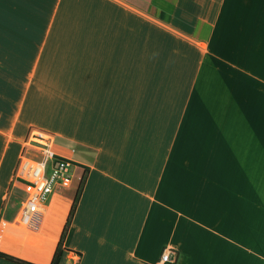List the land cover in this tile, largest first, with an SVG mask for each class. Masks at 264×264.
Listing matches in <instances>:
<instances>
[{
  "label": "crops",
  "instance_id": "1",
  "mask_svg": "<svg viewBox=\"0 0 264 264\" xmlns=\"http://www.w3.org/2000/svg\"><path fill=\"white\" fill-rule=\"evenodd\" d=\"M41 139L85 175L57 264H264V0H0V253L50 264L75 194L1 208Z\"/></svg>",
  "mask_w": 264,
  "mask_h": 264
},
{
  "label": "built area",
  "instance_id": "2",
  "mask_svg": "<svg viewBox=\"0 0 264 264\" xmlns=\"http://www.w3.org/2000/svg\"><path fill=\"white\" fill-rule=\"evenodd\" d=\"M46 141L40 146L26 148L20 154L14 172V186L22 192L15 225L22 229L36 226L47 213L51 198L59 194L56 190L68 188L74 178V171L71 172L73 163L54 153ZM174 260V254L167 249L162 250L160 264Z\"/></svg>",
  "mask_w": 264,
  "mask_h": 264
},
{
  "label": "rangeland",
  "instance_id": "3",
  "mask_svg": "<svg viewBox=\"0 0 264 264\" xmlns=\"http://www.w3.org/2000/svg\"><path fill=\"white\" fill-rule=\"evenodd\" d=\"M44 141V139L39 140H33L31 141V146H29L28 144H26V148L29 149L30 147H37L40 146ZM47 142V141H46ZM56 152V151H55ZM17 166V164H16ZM14 168H12V171L10 173V181H9V186L8 189L6 191V195L4 197V201L2 202L1 208H2V212L3 215L6 216L7 218H11L16 211L18 210L19 206H20V202H21V198H22V192L18 187L14 186ZM74 171V178L72 179V183L68 188H61L56 190L60 195H57L58 198L64 202H67L68 200L66 198H70L72 197L75 192L76 189L78 187L79 184V180L81 177V171L80 169L76 168V170H74V167L71 168V172L73 173ZM65 197V198H64Z\"/></svg>",
  "mask_w": 264,
  "mask_h": 264
},
{
  "label": "trees",
  "instance_id": "4",
  "mask_svg": "<svg viewBox=\"0 0 264 264\" xmlns=\"http://www.w3.org/2000/svg\"><path fill=\"white\" fill-rule=\"evenodd\" d=\"M84 183H85V175H83L81 177V179H80V182H79V185L77 187L76 193H75V195L73 197V200H72V205H71V208H70V212H69L68 217L66 219V223H65V225H64V227L62 229L59 242L57 244V247H56L55 252H54L53 259H52L50 264H57V261L59 259V256H60V253H61V250H62V246H63L64 240L66 238V235H67V232H68L72 217H73L74 212H75V210L77 208L79 197H80V194L82 192ZM0 257L5 258L6 260H9L11 262L18 263V264H33V263H30V262H27V261H24V260H21V259L14 258V257L9 256V255H6L4 253H0Z\"/></svg>",
  "mask_w": 264,
  "mask_h": 264
}]
</instances>
